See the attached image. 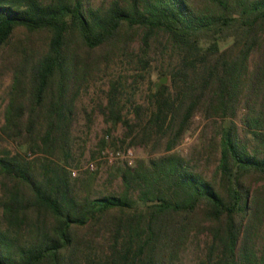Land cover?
Returning <instances> with one entry per match:
<instances>
[{"label": "trees", "instance_id": "trees-1", "mask_svg": "<svg viewBox=\"0 0 264 264\" xmlns=\"http://www.w3.org/2000/svg\"><path fill=\"white\" fill-rule=\"evenodd\" d=\"M18 29L0 133L43 155L0 154V264H264V0H0V51ZM134 33L132 59L162 56L169 83L135 124L115 83L103 112L156 154L102 193L96 173L62 164L74 100L98 57L133 51ZM197 114L212 118L211 173L172 152Z\"/></svg>", "mask_w": 264, "mask_h": 264}, {"label": "rangeland", "instance_id": "rangeland-1", "mask_svg": "<svg viewBox=\"0 0 264 264\" xmlns=\"http://www.w3.org/2000/svg\"><path fill=\"white\" fill-rule=\"evenodd\" d=\"M25 34L23 30L18 29L12 38L11 45L0 51V126L4 122L3 113L7 103V87L11 82L13 65L19 60L17 57L16 46L22 43ZM132 45L130 54L119 55L115 49L109 58L98 57L93 68L94 71L89 75L84 86L79 90L74 100V115L69 134L68 151L72 158L65 165L72 178L83 180L90 173L92 175L91 185L95 190L108 193L118 192L121 189L120 170L125 167H134L138 160L148 159L154 156L148 149L141 148L136 142L131 143V136L128 134L129 127L122 121L113 124L111 119L106 120L103 109L108 104V91L110 85L115 83L119 87L117 99L121 108L122 119H127L129 124L138 122L135 107L141 105L147 109L149 97L155 84L160 79L166 77L168 84L169 78L162 75L167 68V60L162 56L152 54L149 65L142 68L136 58L131 55L139 51V37L134 33L132 36ZM35 38V40H37ZM40 40L35 41L38 46ZM127 52V51H125ZM143 76V77H142ZM107 112V110H104ZM238 119V118H237ZM221 122L220 118H216ZM211 122L212 118H205L197 114L190 126V130L183 136L178 145L172 152L194 156V163L205 171L211 173L217 163V148L215 143H211ZM108 134V140L105 145L115 148L131 147L134 152V159L131 165L117 163L115 165H106L98 163L94 171L83 170V167L96 155L99 150L102 138ZM114 141L112 144L110 141ZM23 141H18L0 133V154L4 151L12 154L19 153L26 159L32 160L40 157L43 153L39 150H30L24 145ZM104 145V146H105ZM75 176L72 170L80 169ZM261 183L253 184V188H258Z\"/></svg>", "mask_w": 264, "mask_h": 264}, {"label": "built area", "instance_id": "built-area-1", "mask_svg": "<svg viewBox=\"0 0 264 264\" xmlns=\"http://www.w3.org/2000/svg\"><path fill=\"white\" fill-rule=\"evenodd\" d=\"M105 139L108 140L107 134L105 135ZM133 159L134 152L131 147L120 149L105 145L98 150L95 158L89 160V162L83 167V170L93 171L96 168L98 162L106 165H115L117 163L131 165L133 163ZM79 170H81V168L72 170V175L75 176Z\"/></svg>", "mask_w": 264, "mask_h": 264}, {"label": "water", "instance_id": "water-1", "mask_svg": "<svg viewBox=\"0 0 264 264\" xmlns=\"http://www.w3.org/2000/svg\"><path fill=\"white\" fill-rule=\"evenodd\" d=\"M165 82H166V77L160 79V83H165Z\"/></svg>", "mask_w": 264, "mask_h": 264}]
</instances>
